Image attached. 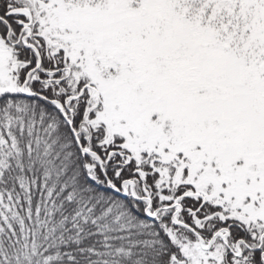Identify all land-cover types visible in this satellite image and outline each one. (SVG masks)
Returning <instances> with one entry per match:
<instances>
[{"label": "snow or ice", "instance_id": "obj_1", "mask_svg": "<svg viewBox=\"0 0 264 264\" xmlns=\"http://www.w3.org/2000/svg\"><path fill=\"white\" fill-rule=\"evenodd\" d=\"M0 264H264V0H0Z\"/></svg>", "mask_w": 264, "mask_h": 264}]
</instances>
